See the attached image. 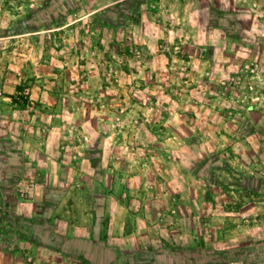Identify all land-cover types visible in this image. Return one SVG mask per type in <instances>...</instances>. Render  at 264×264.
<instances>
[{
    "label": "rangeland",
    "instance_id": "rangeland-1",
    "mask_svg": "<svg viewBox=\"0 0 264 264\" xmlns=\"http://www.w3.org/2000/svg\"><path fill=\"white\" fill-rule=\"evenodd\" d=\"M0 264H264V0H0Z\"/></svg>",
    "mask_w": 264,
    "mask_h": 264
},
{
    "label": "crops",
    "instance_id": "crops-1",
    "mask_svg": "<svg viewBox=\"0 0 264 264\" xmlns=\"http://www.w3.org/2000/svg\"><path fill=\"white\" fill-rule=\"evenodd\" d=\"M42 187H43L42 185L36 184V189H35L36 192L34 193V194H36V197L34 198V201L40 200V199H38L39 194H40V192H42V194L44 192ZM39 189H41V190L39 191ZM70 198H73L72 194H71V190H66V194L62 198V203L60 205V206H62L64 204L63 209L62 210L58 209L59 210L58 213L60 214L59 218L66 219V218L71 216V215H67V213L74 212V207L72 205H70V206L67 205L66 200L69 201ZM73 200H75V199L73 198ZM136 201L139 203V201H141V200H136ZM64 202H66V203H64ZM65 205H67V206H65ZM148 212H149L148 210L143 209L141 207L140 209H136L134 212H131L132 214H130V216L136 217L138 219L139 218L144 219L145 217H148ZM165 214L167 215V214H169V212H165ZM125 215H127V214H125ZM125 215H123V213L121 212V216H125ZM91 216H92V214H91ZM121 216L116 215V214L114 216L112 215V218L115 217V219H118V222L115 221L116 222L115 227H113V225L110 227L111 230L108 232L107 244L104 245L99 241L102 244V247L104 249L109 248V246L111 248H121L123 245H126V243H128L129 240H136V242H138L139 245H144V246H146V243L148 244V246L151 244L155 245L154 241L148 240L147 236L150 234H153V233H154V235H156L158 233V235H156V237H157L156 241L157 242H159V239L162 236H164L162 234V232L165 231L164 229L153 227V226H145V225H143V226L138 225V227L136 228V231L128 232V227H126V230H125L124 223H122L124 217L121 218ZM87 217H88V215H83L80 213H78L77 215H75V217H73L74 219H76V218L78 219V221L75 222L74 225L78 228V235H80V236H78L77 238H74V241L72 240V242H71L72 244H74V245L75 244H77V245L84 244L85 245L88 242L86 238H88L89 232H92L94 239H96L98 241L100 231L102 230L101 224H98L97 222L94 221V226H93V224L90 225L89 228H91V229H89L86 226V224L83 223V220H85ZM120 219H121V226H120V221H119ZM80 226H84V228H81ZM114 229H118V232L114 231ZM155 229H157L158 231H154ZM117 240H122L123 243H119V242H117ZM149 242H151V243H149ZM106 245H108V246H106ZM111 245H114V247ZM94 248H97V245L96 246L94 245ZM164 248H167L165 250L166 253L164 256L168 257V254H169L168 249H170V247L165 246ZM51 262H53V261H51Z\"/></svg>",
    "mask_w": 264,
    "mask_h": 264
}]
</instances>
